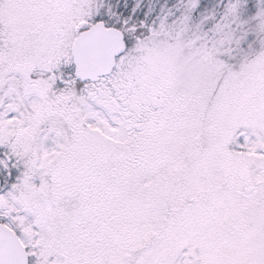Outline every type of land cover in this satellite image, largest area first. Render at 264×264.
Instances as JSON below:
<instances>
[{"label": "snow or ice", "instance_id": "obj_1", "mask_svg": "<svg viewBox=\"0 0 264 264\" xmlns=\"http://www.w3.org/2000/svg\"><path fill=\"white\" fill-rule=\"evenodd\" d=\"M0 264H264V0H0Z\"/></svg>", "mask_w": 264, "mask_h": 264}]
</instances>
